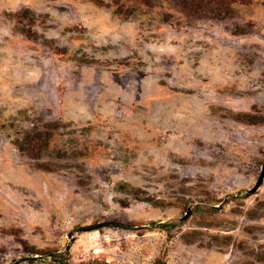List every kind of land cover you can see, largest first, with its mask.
<instances>
[{
	"label": "rangeland",
	"instance_id": "obj_1",
	"mask_svg": "<svg viewBox=\"0 0 264 264\" xmlns=\"http://www.w3.org/2000/svg\"><path fill=\"white\" fill-rule=\"evenodd\" d=\"M263 159L264 0H0V264H264Z\"/></svg>",
	"mask_w": 264,
	"mask_h": 264
},
{
	"label": "water",
	"instance_id": "obj_2",
	"mask_svg": "<svg viewBox=\"0 0 264 264\" xmlns=\"http://www.w3.org/2000/svg\"><path fill=\"white\" fill-rule=\"evenodd\" d=\"M264 177V159L262 162V166H261V170L260 173L258 175V178L256 180V183L254 184V186L245 194V196L253 194L261 185L262 180ZM234 198L238 197V196H233ZM221 204L218 206H211V208L214 209H220L221 208ZM191 213V207L189 206L185 212V214L183 215V217L180 219V221L185 220ZM163 223L162 222H158L155 224H151V227H159L161 226ZM105 227H113V228H119V229H125V230H133V229H141V228H146L147 226H129V225H123L120 223H113V222H101V223H95V224H91L88 226H84V227H80L76 230V233H81V232H90V231H95L97 229H101V228H105ZM67 237L70 239V241H73V236H71V234H68ZM68 248V246H66V249ZM42 257L41 256H29V257H22L20 259H16L11 261L10 264H19L22 262H26V261H38L40 260Z\"/></svg>",
	"mask_w": 264,
	"mask_h": 264
},
{
	"label": "trees",
	"instance_id": "obj_3",
	"mask_svg": "<svg viewBox=\"0 0 264 264\" xmlns=\"http://www.w3.org/2000/svg\"><path fill=\"white\" fill-rule=\"evenodd\" d=\"M242 118H245V117H242ZM155 264H163L160 260H157L156 262H155Z\"/></svg>",
	"mask_w": 264,
	"mask_h": 264
}]
</instances>
